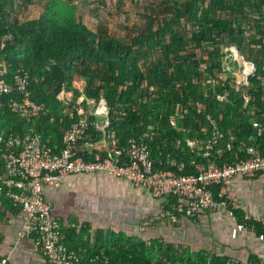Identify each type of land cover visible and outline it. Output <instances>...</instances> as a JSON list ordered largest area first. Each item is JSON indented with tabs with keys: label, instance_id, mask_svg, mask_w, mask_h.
<instances>
[{
	"label": "trees",
	"instance_id": "1",
	"mask_svg": "<svg viewBox=\"0 0 264 264\" xmlns=\"http://www.w3.org/2000/svg\"><path fill=\"white\" fill-rule=\"evenodd\" d=\"M75 1L0 0V79L12 87L0 93L1 137L37 133L42 147L57 153L62 129L84 116L88 126L79 143L103 137L119 151V160L127 161L122 147L133 137L146 146L155 168L175 174L195 173L211 162L231 164L248 157L249 149L264 156V0L133 1L130 17L140 13L144 22L127 31L125 40L110 33L100 16L105 9L115 17L111 7L118 12L119 3L126 1L93 0L98 9L87 16L93 27L82 21ZM31 2L36 8H29ZM226 46L253 66L242 82L232 74L238 64L222 65ZM25 74L29 98L43 103L33 116L6 105L9 97L22 96L15 77ZM87 99L105 104L104 131L93 126L96 116L89 114ZM92 153L83 157L90 160ZM2 173L0 160V178ZM4 189L0 180V204L18 209ZM177 202L178 196L169 193L160 209L170 218L184 216L175 209ZM232 211L239 223L253 222L264 233V226ZM61 231L63 242L80 254L77 264H89L88 257L99 251L110 264H212L224 259L159 238L92 229L86 222L61 225Z\"/></svg>",
	"mask_w": 264,
	"mask_h": 264
},
{
	"label": "built area",
	"instance_id": "2",
	"mask_svg": "<svg viewBox=\"0 0 264 264\" xmlns=\"http://www.w3.org/2000/svg\"><path fill=\"white\" fill-rule=\"evenodd\" d=\"M224 50L232 54L233 46H226ZM240 81L245 75L253 71L251 63L244 61ZM26 74L15 77V84L21 97H9L7 107L18 114L33 116L43 107V103L32 101L24 88ZM11 85L0 79V92L8 93ZM93 103L92 99H88ZM90 114H98L99 118L93 126L101 131L108 124L105 106L100 103ZM261 129L260 122H252ZM88 126L86 117L71 121L61 131V149L50 152L40 143L39 135L10 136L0 135V160L3 165L1 183L5 185L4 193L11 203L21 212V222L16 230L17 237L31 236L33 243L43 257L44 264H77L80 254L63 242L61 223L52 212L50 202L44 196V186H56L64 175L91 174L97 171L106 172L128 180L132 185L144 188L153 198L160 201L169 193L178 196L175 209L184 216L194 217L204 212L220 208L234 216L236 207L234 197L230 193V182L234 175L252 178L264 175V156L251 153L248 157L231 164L220 166L211 162L201 167L195 173L175 174L168 168H155L149 157L146 146L133 137L127 139L122 147L127 155V161L119 160V151L113 146L107 147L105 156L97 151L92 158L85 159V153H91L79 144ZM112 140V139H111ZM5 146L15 148L5 150ZM216 192V197L214 195ZM228 205L230 207H228ZM229 208V209H228ZM248 219V216H245ZM256 222L264 226V217L257 216ZM238 228H231L230 235L234 236ZM259 240L264 241V233L258 232ZM89 264H110L109 258L102 251L88 257ZM0 264H7V257L0 255ZM212 264H264V250L257 258L229 257L222 262Z\"/></svg>",
	"mask_w": 264,
	"mask_h": 264
},
{
	"label": "crops",
	"instance_id": "3",
	"mask_svg": "<svg viewBox=\"0 0 264 264\" xmlns=\"http://www.w3.org/2000/svg\"><path fill=\"white\" fill-rule=\"evenodd\" d=\"M75 84L78 85L77 82ZM79 144L89 152L107 151L108 149V143L103 137L94 140L83 139ZM229 186L231 196L234 197L236 203L235 209L241 213L243 219L248 216V219L256 222L255 217H264V175L259 174L252 178L234 175ZM105 188H107L109 197L116 198V202L120 200L131 213L129 214V226H134V223L138 221L137 218L141 220L154 218L157 222L160 219L158 226L164 227L169 236L167 240L172 243L183 244L190 250H204L208 254L224 259L235 256L257 258L264 250V241L257 237L256 224L253 222L239 223L235 212L231 217L226 210L217 208L193 219L182 215L172 216V219L164 215L160 209V200L150 196L146 189L134 186L124 178L105 172L64 175L58 185H46L43 191L44 196L50 202L52 212L58 217L61 225L79 227L84 220L81 221L78 217L81 216L80 214L69 212L73 210V206L70 205L71 199L76 197L77 200L79 196L99 194ZM80 198L78 200L81 201L82 198ZM61 199L67 202V205L61 206ZM154 209L159 211L161 217L155 218ZM20 222L19 209L5 208L0 204V255L7 257V264H44L43 257L37 251L32 237L16 236ZM231 228H238L234 236L230 235ZM145 231L147 235L151 234L149 230L145 229Z\"/></svg>",
	"mask_w": 264,
	"mask_h": 264
},
{
	"label": "rangeland",
	"instance_id": "4",
	"mask_svg": "<svg viewBox=\"0 0 264 264\" xmlns=\"http://www.w3.org/2000/svg\"><path fill=\"white\" fill-rule=\"evenodd\" d=\"M93 0H76V7L77 12L82 14V18L84 23H86L88 26L93 27L95 22L87 17L88 14L92 11H96L98 9V5L92 3ZM110 0H106L108 3ZM112 3L116 0H111ZM126 1L125 5H122V3H119V11L117 12V9L115 7H111V14H115V17H111L109 15V12L105 9L102 10V15L100 17L105 20L106 24L108 25V31L115 35L116 37H119L120 39L125 40L127 31H130L132 28H135V25L142 26L144 19H140V13L137 15L135 14V17H130V5H128L130 2L136 1V2H143V3H152L155 5H161L162 0H122ZM35 5L33 2L29 4V8H32ZM124 9L127 10V12L124 11ZM35 10L30 11L33 13ZM139 12V11H138ZM94 14V13H93ZM126 16V17H125ZM99 16L92 17L94 20H98L100 18ZM230 51H227V56L222 58V65L223 67L238 64L237 68H234L232 70V74L237 77V79L240 78V75L242 73V65L244 64L243 60L238 57L236 54H230ZM232 68V67H231ZM76 85V84H75ZM95 107L91 108V110H94ZM102 172V171H101ZM106 173V172H105ZM108 174V173H107ZM110 175V174H109ZM99 193V192H97ZM81 196H79L76 200V197L71 199L70 205L73 206V210H69L72 214H80L81 221L84 220V222H88L90 224L89 226L93 229L96 227H103L108 228L111 230H123L127 235L132 236L134 239H142L147 240L150 238H160L163 241H168L167 238H169L166 230L163 226L161 228L158 226V222L161 220L158 219V222L156 219H144L141 220L140 218H137V222L134 223V226H129L130 221V215L129 210H127V207L125 208L120 200L115 201L116 198H111L108 196L107 188L103 189L102 193L99 194H91L87 195V197L83 196L81 197L82 200H78ZM80 198V199H81ZM75 200V201H74ZM61 206L67 205V202L64 200H60ZM80 201V202H79ZM153 213L156 216L161 217V214L159 211H156V209L153 210ZM63 214H66L63 212ZM76 216V215H75ZM76 218V217H75ZM77 219V218H76ZM126 220V221H125ZM125 221V222H124ZM136 221V220H135ZM167 221V220H165ZM170 221V220H169ZM157 222V223H156ZM164 222V220H163ZM173 223V221H171ZM174 222H176L174 220ZM170 223V222H169ZM149 230L151 234L147 235V231ZM170 242V241H169ZM197 250V249H196Z\"/></svg>",
	"mask_w": 264,
	"mask_h": 264
},
{
	"label": "clouds",
	"instance_id": "5",
	"mask_svg": "<svg viewBox=\"0 0 264 264\" xmlns=\"http://www.w3.org/2000/svg\"><path fill=\"white\" fill-rule=\"evenodd\" d=\"M77 84L79 85L78 82H77ZM0 93H2V92H0ZM92 100H93V99H92ZM87 103H88V111H89V110H91V108H93V107H95V108L98 107L99 104L102 103V102H99L98 104H94V101H93V103L91 104V103H89V101H88V99H87ZM102 104L105 106L104 103H102ZM95 108H94V109H95ZM105 109H106V116H107V108H106V106H105ZM92 110H93V109H92ZM92 110H91V111H92ZM89 114H90V113H89ZM92 115H94V114H92ZM95 116H96L95 120H97V119L99 118V115H98V114H95ZM95 120H94V121H95ZM108 147H110V146H108ZM104 151H105V150H104Z\"/></svg>",
	"mask_w": 264,
	"mask_h": 264
}]
</instances>
